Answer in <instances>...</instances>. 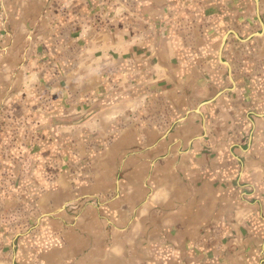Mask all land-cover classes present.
<instances>
[{
  "label": "crops",
  "instance_id": "obj_1",
  "mask_svg": "<svg viewBox=\"0 0 264 264\" xmlns=\"http://www.w3.org/2000/svg\"><path fill=\"white\" fill-rule=\"evenodd\" d=\"M0 264H264V0H0Z\"/></svg>",
  "mask_w": 264,
  "mask_h": 264
}]
</instances>
